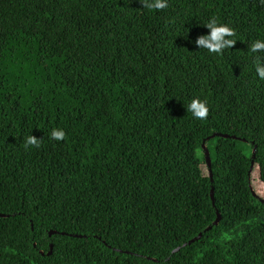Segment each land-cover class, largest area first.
Instances as JSON below:
<instances>
[{
    "label": "trees",
    "instance_id": "trees-1",
    "mask_svg": "<svg viewBox=\"0 0 264 264\" xmlns=\"http://www.w3.org/2000/svg\"><path fill=\"white\" fill-rule=\"evenodd\" d=\"M258 39L260 0H0V264H264Z\"/></svg>",
    "mask_w": 264,
    "mask_h": 264
},
{
    "label": "clouds",
    "instance_id": "clouds-1",
    "mask_svg": "<svg viewBox=\"0 0 264 264\" xmlns=\"http://www.w3.org/2000/svg\"><path fill=\"white\" fill-rule=\"evenodd\" d=\"M260 2L264 4V0ZM140 3L142 8L148 11H161L168 7V0H140ZM204 26L209 29L208 34L197 37L194 42L200 50H206L209 54L222 55L225 50L235 45V31L229 24L220 22L216 17H211L204 23ZM250 52L254 56L256 75L260 80H264V39L253 42ZM186 107L197 120H206L209 115V104L205 99L193 98ZM49 137L54 141H63L66 132L63 128H53ZM40 143L41 139L31 134L25 138L24 147L25 149L38 148Z\"/></svg>",
    "mask_w": 264,
    "mask_h": 264
},
{
    "label": "water",
    "instance_id": "water-1",
    "mask_svg": "<svg viewBox=\"0 0 264 264\" xmlns=\"http://www.w3.org/2000/svg\"><path fill=\"white\" fill-rule=\"evenodd\" d=\"M215 136H224V137H229L230 135L229 134H223V133H220V132H216L214 133L211 137H208V140L212 137H215ZM234 138H236V136H234ZM203 148L205 150V153H206V160H207V163L209 165V168H210V175H211V178L213 180V170H212V159H211V156H210V151L206 145V141H204L203 143ZM256 156V149H254V157ZM254 168V160L252 161V166H251V170ZM212 197H213V200L215 201V198H214V187L212 188ZM2 216H4V214H1ZM221 220V215L218 214V218L216 219L215 221V224H218L219 221ZM212 228L211 226L208 227V229ZM52 233H57V231H51L50 234ZM202 235V233L200 234V236ZM199 237L195 238V239H198ZM194 239V240H195ZM51 247H53V244L51 245Z\"/></svg>",
    "mask_w": 264,
    "mask_h": 264
}]
</instances>
